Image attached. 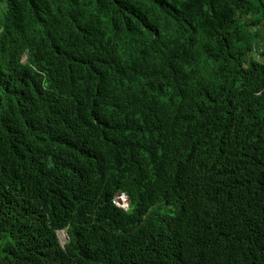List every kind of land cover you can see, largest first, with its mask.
Returning <instances> with one entry per match:
<instances>
[{"label":"trees","instance_id":"1","mask_svg":"<svg viewBox=\"0 0 264 264\" xmlns=\"http://www.w3.org/2000/svg\"><path fill=\"white\" fill-rule=\"evenodd\" d=\"M263 42L264 0H0V264H264Z\"/></svg>","mask_w":264,"mask_h":264},{"label":"clouds","instance_id":"2","mask_svg":"<svg viewBox=\"0 0 264 264\" xmlns=\"http://www.w3.org/2000/svg\"><path fill=\"white\" fill-rule=\"evenodd\" d=\"M112 202L116 208L123 210L125 212L128 211L130 209V206H131V199H130L129 195L123 191L116 193ZM55 234H56V237L58 239L59 246L61 247V249L64 252L67 253V246L69 245V243L71 241V236H70L68 230L67 229H61V230L56 231ZM42 249H43L42 243L38 242L37 240H34L33 246H32V251L39 253ZM41 254L52 257V250L50 252H43Z\"/></svg>","mask_w":264,"mask_h":264},{"label":"rangeland","instance_id":"3","mask_svg":"<svg viewBox=\"0 0 264 264\" xmlns=\"http://www.w3.org/2000/svg\"><path fill=\"white\" fill-rule=\"evenodd\" d=\"M260 50H261V52L264 53V42L262 43ZM256 56H258V55H256Z\"/></svg>","mask_w":264,"mask_h":264}]
</instances>
